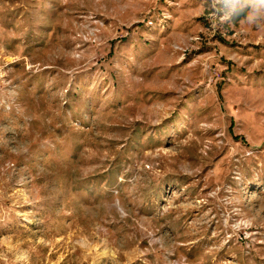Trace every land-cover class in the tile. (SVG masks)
<instances>
[{
	"label": "rangeland",
	"instance_id": "obj_1",
	"mask_svg": "<svg viewBox=\"0 0 264 264\" xmlns=\"http://www.w3.org/2000/svg\"><path fill=\"white\" fill-rule=\"evenodd\" d=\"M0 264H264V3L0 0Z\"/></svg>",
	"mask_w": 264,
	"mask_h": 264
},
{
	"label": "trees",
	"instance_id": "obj_2",
	"mask_svg": "<svg viewBox=\"0 0 264 264\" xmlns=\"http://www.w3.org/2000/svg\"><path fill=\"white\" fill-rule=\"evenodd\" d=\"M246 12H242L241 16L244 17ZM241 16H238L237 18H240ZM237 18H235L237 20Z\"/></svg>",
	"mask_w": 264,
	"mask_h": 264
},
{
	"label": "clouds",
	"instance_id": "obj_3",
	"mask_svg": "<svg viewBox=\"0 0 264 264\" xmlns=\"http://www.w3.org/2000/svg\"><path fill=\"white\" fill-rule=\"evenodd\" d=\"M262 3H264V0H261Z\"/></svg>",
	"mask_w": 264,
	"mask_h": 264
}]
</instances>
